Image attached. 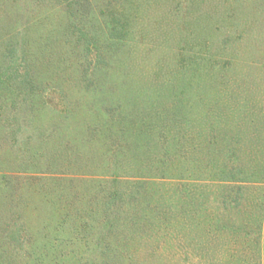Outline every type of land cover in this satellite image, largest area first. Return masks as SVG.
<instances>
[{
  "label": "rangeland",
  "instance_id": "1",
  "mask_svg": "<svg viewBox=\"0 0 264 264\" xmlns=\"http://www.w3.org/2000/svg\"><path fill=\"white\" fill-rule=\"evenodd\" d=\"M263 118L264 0H0V264H264Z\"/></svg>",
  "mask_w": 264,
  "mask_h": 264
},
{
  "label": "trees",
  "instance_id": "2",
  "mask_svg": "<svg viewBox=\"0 0 264 264\" xmlns=\"http://www.w3.org/2000/svg\"><path fill=\"white\" fill-rule=\"evenodd\" d=\"M13 51L14 50L12 49V52ZM15 55L16 54H14V56ZM14 61H16V60H14ZM13 64H15V63L13 62ZM26 81L28 82L27 77H26ZM239 133L241 135V133H242L241 130H237L236 133H234V135H233V140L235 142L236 141L235 139H237L238 145L240 144V142L241 143L243 142V139L239 135ZM130 136L127 138L128 140H131ZM211 137H213V136L212 135L206 136V141H205L206 148H207V149H205L207 151L206 153H214L213 151L211 152V150L209 149V146H211L213 144V142H211V141L215 140V143H214L215 147H216V145L220 146V140L217 138L211 139ZM258 138H259L258 136H256V137L252 136L249 139L247 138V140H249L251 143L255 142L256 146L260 145L261 148H264V138L262 139L263 141H261V138L260 139H258ZM223 139L225 140V137H223ZM124 141L126 142V149L125 150L123 149L120 151H122V153H123V158H127L128 156L125 154V152H126V150H128V148L132 147L131 146L132 141H129V142L126 140H124ZM225 145H227V143H225ZM137 153L138 152L135 151V154L132 155L130 158L136 160L138 157ZM176 153L171 154V155L174 156V155H176ZM116 156H118V154ZM168 156H169V153H168ZM224 156H225L227 162H225L224 157L220 156V158H216V157L210 156L208 158V159H210V161H208V162H210L211 163L210 165H212V166L206 168V169H212V172H215L214 170H216V172H215L216 174H218V172H219L220 179L222 181H224L225 183L228 182L227 178H230V176H232L231 181L232 182L235 181L234 183H236V187H233L231 190V193L234 194V197L226 196L225 198H223L222 199L223 203H222V206L220 209H222L225 213L230 212V216H232V219L234 217H236L237 227H241V221H243V223L245 222V220H244L245 214H244L243 210L244 209H247V210L251 209L252 214L249 217L250 224L252 225V227L258 226L262 229L264 226V218L263 217L260 218L259 215L256 214L253 209L262 208V211H264V205L263 204H262V206L257 205V203H255L253 201L255 199L253 197V194L251 193L252 188L250 187V184L264 185V151H259L255 155L247 154V158L250 162L249 164L248 163L244 164V162H242V158L240 156H238L237 154H235L233 156H231V155H224ZM215 160H216V162H217V160H220V161H218L219 164L217 163L213 167V164H214L213 162H215ZM187 161L190 164H192L191 165L192 167H196L195 170H197V168H199L197 166H201L200 164H197L196 159H193V160L188 159ZM230 162H234V163H230ZM252 163H255V165ZM149 167L150 168H146V169H149V170L158 169V168H154V166H149ZM128 168H129V166H128ZM117 170L119 171V170H123V169L118 168ZM199 170H197V171H199ZM197 171L193 172L192 174L195 175L197 173ZM181 173H183V172H181ZM115 182L118 183V181H115ZM232 194L230 196H232ZM127 196H129V195H127ZM130 196H132V194ZM113 199H115V203L112 205V208L121 207L120 202L122 200V193L121 192L114 193L112 200ZM245 206L248 208H245ZM238 222H239V224H238ZM237 231L238 230H236V232ZM16 232L19 233V229H17Z\"/></svg>",
  "mask_w": 264,
  "mask_h": 264
},
{
  "label": "crops",
  "instance_id": "3",
  "mask_svg": "<svg viewBox=\"0 0 264 264\" xmlns=\"http://www.w3.org/2000/svg\"><path fill=\"white\" fill-rule=\"evenodd\" d=\"M258 16H259V11H258V12L256 11V13H255V15H254V17H253L254 20H255L256 17H258ZM253 27H254V31H255V30H256V31H259V29L257 28L256 24H254ZM263 120H264V118L261 120V121H262V125L259 126V127L261 128V130H260V128H259V131H258V132H255V131H254V132L252 133V136H253V137H256L257 135H258V136H262V134L264 135V121H263ZM258 123H259V121H258ZM248 134H249V131H248Z\"/></svg>",
  "mask_w": 264,
  "mask_h": 264
}]
</instances>
